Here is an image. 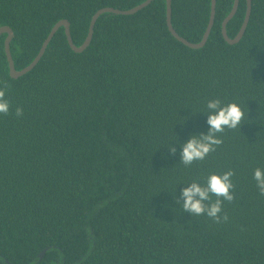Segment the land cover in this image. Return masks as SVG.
<instances>
[{
	"label": "trees",
	"instance_id": "16d2710c",
	"mask_svg": "<svg viewBox=\"0 0 264 264\" xmlns=\"http://www.w3.org/2000/svg\"><path fill=\"white\" fill-rule=\"evenodd\" d=\"M145 1L0 0V27L14 31L21 70L60 20L80 46L98 10ZM211 4L172 0L174 28L200 42ZM233 5L217 0L199 49L170 32L166 0L130 15L101 14L81 53L61 27L18 78L10 76L8 34L0 37V88L10 103L0 114V264H264V196L253 179L264 169V0H252L246 32L231 45L222 24ZM247 8L240 0L230 37ZM216 98L238 103L243 124L218 134L223 143L186 167L181 145L207 134L206 104ZM229 170L235 190L222 205L226 222L177 204L188 183Z\"/></svg>",
	"mask_w": 264,
	"mask_h": 264
},
{
	"label": "clouds",
	"instance_id": "9594fccd",
	"mask_svg": "<svg viewBox=\"0 0 264 264\" xmlns=\"http://www.w3.org/2000/svg\"><path fill=\"white\" fill-rule=\"evenodd\" d=\"M6 89L0 88V114L7 115L10 110V103L5 98ZM207 124L210 126L207 134L191 135L182 145L180 162L187 166L196 161H203L210 152L223 143L218 134L225 129L234 130L240 128L245 118V111L236 102L222 105L219 98L209 100L206 104ZM17 117L23 115V109L16 108ZM176 147L169 145V152L175 154ZM233 170L221 174H210L203 183L193 180L187 187L182 189V200L177 199V204L182 205L183 211L191 216L207 215L216 223L226 222L227 214L220 215L223 211V202H231L234 199L235 185L232 177ZM259 195L264 196V169L256 168L253 173ZM216 199L213 202L212 197ZM182 201V203H181Z\"/></svg>",
	"mask_w": 264,
	"mask_h": 264
},
{
	"label": "water",
	"instance_id": "95a60500",
	"mask_svg": "<svg viewBox=\"0 0 264 264\" xmlns=\"http://www.w3.org/2000/svg\"><path fill=\"white\" fill-rule=\"evenodd\" d=\"M154 0H146L145 2L131 8V9H127V10H122V9H118V8H114V7H105L102 8L100 10H98L95 15L92 18L91 24H90V29H89V33L88 36L86 38V40L84 41V43L80 46L76 45L74 43V39L72 37L71 34V24L68 20L63 19L60 20L58 23H56V25L52 28L51 32L49 33L48 37L45 39L38 55L36 56V58L32 61V63H30L28 66H26L25 68L18 70L15 66V61L12 55V51H11V41L13 39L14 36V31L10 26H2L0 27V37L3 34H8L5 40V51H6V56H7V60L9 63V68H10V76L12 78H18L24 74H26L27 72L31 71L38 63L39 61L42 59L43 55L46 52V49L50 43V41L53 39L54 35L56 34V32L59 30V28L61 27H65V32L68 38V42L70 47L78 53L83 52L91 43L92 39H93V35H94V29H95V24L97 19L100 17L101 14L109 12V13H114V14H119V15H130V14H134L138 11H140L141 9H143L144 7L148 6L150 3H152ZM167 2V24L169 27L170 32L182 43L186 44L188 47L194 48V49H199L201 47H203L207 41L208 38L210 36V33L212 31L214 22H215V18H216V12H217V0H212V4H211V15H210V21L209 24L207 26V29L204 33V36L202 38V40L198 43L195 42H191L190 40H188L187 38L181 36L177 30L174 28L173 26V22H172V0H166ZM239 4H240V0H234V5L232 7V10L230 11V13L227 15V17L224 19L223 24H222V31H223V36L225 38V40L233 45L236 44L237 42H239L242 37L244 36L246 29L248 27L250 18H251V14H252V0H247V4H248V8H247V13H246V17L245 20L243 22V25L238 33V35L234 38L230 37L228 35L227 32V24L229 23V21L235 16V14L238 11L239 8ZM47 248H45L44 250H42V252L39 254V258L40 260H42L47 252ZM8 261V260H7Z\"/></svg>",
	"mask_w": 264,
	"mask_h": 264
}]
</instances>
